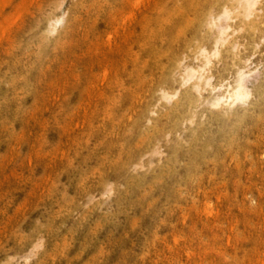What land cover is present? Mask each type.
I'll return each mask as SVG.
<instances>
[{
	"label": "clouds",
	"instance_id": "obj_1",
	"mask_svg": "<svg viewBox=\"0 0 264 264\" xmlns=\"http://www.w3.org/2000/svg\"><path fill=\"white\" fill-rule=\"evenodd\" d=\"M0 84L26 92L82 39L116 53L73 101L85 211L148 216L142 264H264V0H33ZM111 26V30L107 29ZM103 33V35H101ZM67 180V177H64ZM0 264H43L40 233Z\"/></svg>",
	"mask_w": 264,
	"mask_h": 264
},
{
	"label": "rangeland",
	"instance_id": "obj_2",
	"mask_svg": "<svg viewBox=\"0 0 264 264\" xmlns=\"http://www.w3.org/2000/svg\"><path fill=\"white\" fill-rule=\"evenodd\" d=\"M33 10V0H0V60ZM91 47L77 38L26 92L0 84V249L42 233L49 246L43 264H142L148 216L127 209L105 216L80 206V181L93 157L76 156L84 121L73 94L81 103L95 100L90 83L85 91L77 78L94 82L116 59Z\"/></svg>",
	"mask_w": 264,
	"mask_h": 264
}]
</instances>
